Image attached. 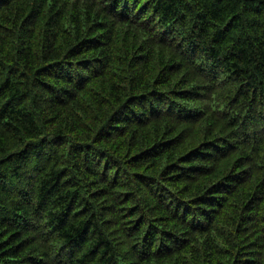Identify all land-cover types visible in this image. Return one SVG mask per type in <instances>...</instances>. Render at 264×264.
<instances>
[{
	"label": "trees",
	"instance_id": "16d2710c",
	"mask_svg": "<svg viewBox=\"0 0 264 264\" xmlns=\"http://www.w3.org/2000/svg\"><path fill=\"white\" fill-rule=\"evenodd\" d=\"M0 95V264H264V0H0Z\"/></svg>",
	"mask_w": 264,
	"mask_h": 264
},
{
	"label": "bare ground",
	"instance_id": "6f19581e",
	"mask_svg": "<svg viewBox=\"0 0 264 264\" xmlns=\"http://www.w3.org/2000/svg\"><path fill=\"white\" fill-rule=\"evenodd\" d=\"M68 15V14H67ZM50 17V16H49ZM48 19V18H47ZM64 19V18H63ZM62 21V20H61ZM61 21H59V22H61ZM3 27V26H2ZM21 28V27H20ZM19 29V28H18ZM45 33V32H44ZM12 35V34H11ZM46 35V34H45ZM14 37V36H13ZM7 40V39H6ZM10 42V41H9ZM42 42V41H41ZM13 45V44H12ZM12 47V46H11ZM16 47H17V45H16ZM36 76V75H35ZM27 81V80H26ZM48 85V84H47ZM31 86V85H30ZM224 96V95H223ZM0 97H1V95H0ZM224 98V97H223ZM4 99V98H3ZM5 100V99H4ZM3 100V101H4ZM2 104V103H1ZM227 107V106H226ZM13 110V109H12ZM34 137V136H33ZM43 139V138H42ZM39 140V139H38ZM220 140V139H219ZM31 141V140H30ZM26 142V141H25ZM2 146V145H1ZM24 146V145H23ZM3 151V150H2ZM114 153V152H113ZM8 154V153H7ZM14 156V155H13ZM65 156H66V154H65ZM34 157V156H33ZM5 159V158H4ZM7 160V159H6ZM10 160V159H9ZM11 163V162H10ZM45 165H47V164H45ZM9 166V165H8ZM199 168V167H198ZM36 169V168H35ZM200 169V168H199ZM43 170V169H42ZM47 170H48V168H47ZM192 170H193V168H192ZM33 171H35V170H33ZM37 171V170H36ZM44 171L45 170H43V174H44ZM207 171V170H206ZM40 172V171H39ZM48 172H50V171H47V173ZM7 173V172H6ZM29 173H30V171H29ZM35 174H36V172H35ZM38 174H40V173H38ZM193 174V173H192ZM50 177V176H49ZM144 177V176H143ZM160 177V176H159ZM38 178H39V175H38ZM41 178V177H40ZM2 179V178H1ZM15 179V178H14ZM3 180H4V178H3ZM152 180H153V178H152ZM87 182V181H86ZM156 182V181H155ZM7 183H8V181H7ZM150 184H152V183H150ZM158 185H160V183L158 184ZM83 186V185H82ZM134 186V185H133ZM145 186V185H144ZM148 186V185H147ZM153 186V185H152ZM162 186V185H161ZM95 187V186H94ZM153 188V187H152ZM133 189V188H132ZM133 191V190H132ZM153 191V190H152ZM80 192V191H79ZM135 192V191H134ZM158 192V191H157ZM81 193V192H80ZM79 193V194H80ZM87 193V192H86ZM170 193V192H169ZM78 194V195H79ZM82 194V193H81ZM84 194V193H83ZM137 194V193H136ZM135 194V195H136ZM138 194H139V192H138ZM154 194V193H153ZM162 194V193H161ZM168 194V193H167ZM170 196V195H169ZM166 197V196H165ZM175 196H173V198H174ZM170 198V197H169ZM79 199V198H78ZM158 199V198H157ZM159 199H160V197H159ZM183 199H182V203H183ZM75 202V201H74ZM120 202V201H119ZM77 203V202H76ZM79 203V202H78ZM121 204H123V203H121ZM120 204V205H121ZM188 205V204H187ZM45 206V205H44ZM94 206V205H93ZM50 207V206H49ZM45 208V207H44ZM183 208V207H182ZM40 209V208H39ZM181 209V208H180ZM45 210V209H44ZM129 210H131V209H129ZM66 211V210H65ZM43 212H45V211H43ZM82 212V211H81ZM46 213V212H45ZM81 214V213H80ZM86 214V213H85ZM89 215V214H88ZM61 216V215H60ZM94 216V215H93ZM213 216V215H212ZM245 216V215H244ZM34 217V216H33ZM67 217H69V215L67 216ZM44 218H46L45 216H44ZM70 218V217H69ZM74 218V217H73ZM248 218V217H247ZM43 219V218H42ZM29 220V219H28ZM235 220V219H234ZM233 220V221H234ZM69 221V220H68ZM43 223V222H42ZM47 223H49V222H47ZM30 224H32V223H30ZM220 225V224H219ZM219 225H218V227H219ZM217 226V225H216ZM246 226V225H245ZM31 227V226H30ZM33 227V226H32ZM105 227V226H104ZM42 228V227H41ZM224 228V227H223ZM36 229V228H35ZM40 229V228H39ZM1 232V231H0ZM221 234V233H220ZM27 236V235H26ZM30 237V236H29ZM5 240H6V238H5ZM30 240V239H29ZM47 241V240H46ZM23 242H24V239H23ZM26 242V241H25ZM17 245V244H16ZM3 248V247H2ZM49 248V247H48ZM1 251V250H0ZM31 253H32V251H31ZM75 253V252H74ZM29 255V254H28ZM27 256V255H26ZM34 256V255H33ZM59 256V255H58ZM20 257V256H19ZM22 257H23V255H22ZM12 258V257H11ZM30 258V257H29ZM220 258V257H219ZM250 258H252V257H250ZM10 259V258H9ZM49 259V258H48ZM33 260V259H32ZM56 261V260H55ZM248 261V260H247ZM219 262V261H218ZM56 263V262H55ZM9 264V263H8Z\"/></svg>",
	"mask_w": 264,
	"mask_h": 264
}]
</instances>
